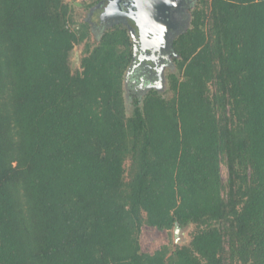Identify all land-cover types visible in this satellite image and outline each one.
I'll use <instances>...</instances> for the list:
<instances>
[{"label": "trees", "instance_id": "1", "mask_svg": "<svg viewBox=\"0 0 264 264\" xmlns=\"http://www.w3.org/2000/svg\"><path fill=\"white\" fill-rule=\"evenodd\" d=\"M193 1L128 115V24L92 47L68 1L0 0V264H264V0Z\"/></svg>", "mask_w": 264, "mask_h": 264}, {"label": "rangeland", "instance_id": "2", "mask_svg": "<svg viewBox=\"0 0 264 264\" xmlns=\"http://www.w3.org/2000/svg\"><path fill=\"white\" fill-rule=\"evenodd\" d=\"M66 1H68L74 7L76 14L75 17L78 22H90V40L88 43L94 47L98 44L99 38L104 33V31H106L108 26V23H103L101 19L99 22H96L95 20L97 17L95 16L97 8L93 7V4L97 0H83L79 3H76L73 0ZM194 3L195 2L193 0H189V2H186L181 15L177 12L172 14L174 22H177L180 28L179 30L172 33L168 40L180 34L182 30L190 27L192 12L191 9H194ZM83 49L84 45L77 46L71 55L74 69L79 67L80 57ZM164 52L166 53L162 52L158 55V65V63L154 64L151 60L146 59L151 58L156 54L150 55L146 53L147 56H145L143 55L145 54V51H143L141 48H138L136 58L135 60L133 59V62L126 72L123 80L124 101L128 115H131L132 113L134 100H139L141 102L140 105H142L145 96L151 90H157L159 93L166 95L168 98L171 97V91H169V76L171 74H178V70L176 62L172 59V52L170 54L167 51ZM142 63H150L148 65L154 70L153 78L140 76V72L143 71V67L145 65ZM221 176L224 181H226L228 178V170L224 165L221 166ZM193 230L194 228L191 227L186 231H180L178 234L174 230L172 235H170L166 231L161 232L156 229L144 227L140 237L142 251L145 253L154 254L165 244H172L173 242L180 245L186 244L189 242V234L190 232H193ZM181 237H183V241H181Z\"/></svg>", "mask_w": 264, "mask_h": 264}, {"label": "water", "instance_id": "3", "mask_svg": "<svg viewBox=\"0 0 264 264\" xmlns=\"http://www.w3.org/2000/svg\"><path fill=\"white\" fill-rule=\"evenodd\" d=\"M187 1L189 2V0H108L100 11V17L103 23H108L107 28L119 22L128 24L134 42V60L138 48L145 51L144 44L147 42L148 50L156 54L147 59L156 64L160 53L172 52L171 40L168 38L171 32L178 30V24L174 22L172 14L177 12L181 15ZM175 231L178 234L181 230L177 227Z\"/></svg>", "mask_w": 264, "mask_h": 264}, {"label": "flooded vegetation", "instance_id": "4", "mask_svg": "<svg viewBox=\"0 0 264 264\" xmlns=\"http://www.w3.org/2000/svg\"><path fill=\"white\" fill-rule=\"evenodd\" d=\"M106 1H108V0H105L102 4H100V5H98V6H96V12H95V16H97L96 17V22H99V20L101 19V17H100V11H101V9L105 6V2ZM102 21V20H101ZM176 24H177V22H176ZM178 27V30H179V25L177 26ZM172 33H174V32H171V34ZM170 34V35H171ZM170 35H169V37H170ZM171 40V39H170ZM144 46H145V51L146 52H149V53H147V54H150V55H152V54H154L155 52H153V51H149L148 50V46H147V42H145V44H144ZM150 49V48H149ZM146 52H145V54H143V55H145V56H147L146 55ZM152 52V53H151ZM163 53H166V52H164L163 51ZM172 53H173V50H172ZM140 58V57H139ZM147 59V58H146ZM147 61V60H146ZM142 64H145V63H142ZM148 64H150V63H148ZM148 64H145L144 65V67H143V71H141L140 72V76H142V77H146L147 76V78H153V76H154V70L152 69V67H150Z\"/></svg>", "mask_w": 264, "mask_h": 264}, {"label": "built area", "instance_id": "5", "mask_svg": "<svg viewBox=\"0 0 264 264\" xmlns=\"http://www.w3.org/2000/svg\"><path fill=\"white\" fill-rule=\"evenodd\" d=\"M76 3L82 2L83 0H73Z\"/></svg>", "mask_w": 264, "mask_h": 264}]
</instances>
